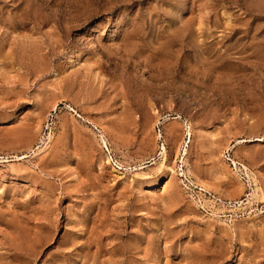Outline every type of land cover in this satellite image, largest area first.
I'll return each mask as SVG.
<instances>
[{
    "label": "rangeland",
    "instance_id": "rangeland-1",
    "mask_svg": "<svg viewBox=\"0 0 264 264\" xmlns=\"http://www.w3.org/2000/svg\"><path fill=\"white\" fill-rule=\"evenodd\" d=\"M0 264H264V0H0Z\"/></svg>",
    "mask_w": 264,
    "mask_h": 264
},
{
    "label": "bare ground",
    "instance_id": "bare-ground-1",
    "mask_svg": "<svg viewBox=\"0 0 264 264\" xmlns=\"http://www.w3.org/2000/svg\"><path fill=\"white\" fill-rule=\"evenodd\" d=\"M243 166V165H242ZM244 167V166H243ZM251 173V172H250ZM249 178H250V176H249ZM254 178V177H253ZM201 189V188H200ZM203 189V188H202ZM203 192L205 191H207V190H202ZM209 192V191H208ZM211 193V192H210ZM247 197H249L250 198V195L249 196H247ZM248 200H250V199H248ZM241 204V203H240Z\"/></svg>",
    "mask_w": 264,
    "mask_h": 264
}]
</instances>
